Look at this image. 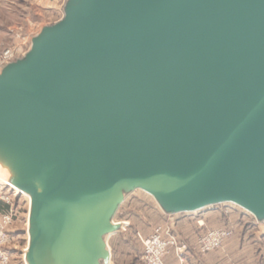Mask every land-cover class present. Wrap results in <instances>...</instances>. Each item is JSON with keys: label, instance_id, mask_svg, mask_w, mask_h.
<instances>
[{"label": "water", "instance_id": "1", "mask_svg": "<svg viewBox=\"0 0 264 264\" xmlns=\"http://www.w3.org/2000/svg\"><path fill=\"white\" fill-rule=\"evenodd\" d=\"M0 144L32 198L30 264L58 221L108 261L123 186L264 221V0H69L1 70Z\"/></svg>", "mask_w": 264, "mask_h": 264}, {"label": "rangeland", "instance_id": "2", "mask_svg": "<svg viewBox=\"0 0 264 264\" xmlns=\"http://www.w3.org/2000/svg\"><path fill=\"white\" fill-rule=\"evenodd\" d=\"M68 1L0 0V51L14 48L25 55L34 37L63 18ZM15 162L0 144V179L18 187L21 174ZM121 193V204L109 216V225L105 222V233L99 235L103 253L109 251L113 263L147 264L144 243L159 235L162 241L175 242L165 250L161 258L164 264H263L264 221L242 208L225 203L197 212L167 213L142 189L123 186ZM62 225L61 221L53 222L44 229L32 253L35 264L88 262L94 252L92 245L71 242L69 231ZM26 230L34 236L32 206L23 195L0 184V264H30ZM213 232L224 233L227 238L221 246L207 251L201 241ZM125 254H131L132 262L124 258ZM103 261L98 258L94 264Z\"/></svg>", "mask_w": 264, "mask_h": 264}, {"label": "built area", "instance_id": "3", "mask_svg": "<svg viewBox=\"0 0 264 264\" xmlns=\"http://www.w3.org/2000/svg\"><path fill=\"white\" fill-rule=\"evenodd\" d=\"M24 56V53L20 50L14 48H4L0 51V70H2L5 66L16 62L17 60L22 59ZM226 238L227 235H225L224 233L213 232L209 234L208 237H205V239L201 241V243L204 244V248H206L207 251H210L213 248L221 246ZM173 244H175V242L173 241H162L159 235L153 237L150 242H145V263L164 264L161 258L165 254V250L168 248V246H171Z\"/></svg>", "mask_w": 264, "mask_h": 264}, {"label": "bare ground", "instance_id": "4", "mask_svg": "<svg viewBox=\"0 0 264 264\" xmlns=\"http://www.w3.org/2000/svg\"><path fill=\"white\" fill-rule=\"evenodd\" d=\"M0 73H1V70H0ZM0 184L1 185H8V188H10L12 191H15V193H20L21 195H23L25 198H26V201H27V203H28V205L29 206H31V204H32V198H31V196L29 195V194H27V193H25V192H23V191H20L17 187H15V186H13V185H11V184H7L6 182H5V180H2V179H0ZM231 204V203H230ZM232 205H234V204H232ZM248 214H250L248 211H246ZM251 215V214H250ZM123 225H124V223H122ZM121 224V225H122ZM115 225H118L117 223H115ZM26 235L28 236V240H27V251H26V253L29 251V249H30V245H31V240H32V237H31V235H30V233H29V231H27L26 230ZM26 250V249H25ZM108 253H109V257H110V252L108 251ZM24 255H26V254H24ZM108 264H110V260L108 261Z\"/></svg>", "mask_w": 264, "mask_h": 264}, {"label": "crops", "instance_id": "5", "mask_svg": "<svg viewBox=\"0 0 264 264\" xmlns=\"http://www.w3.org/2000/svg\"><path fill=\"white\" fill-rule=\"evenodd\" d=\"M122 224V223H121ZM125 224V223H124ZM126 225V224H125ZM113 234V233H112ZM111 234V235H112ZM110 235V236H111ZM123 240H124V238H123ZM233 242V241H232ZM264 242V241H263ZM122 243V242H121ZM131 254H125V256H127V257H124L125 259H127L128 261H131L132 262V259H131V256H130ZM260 256H261V258L262 259H260L262 262H263V264H264V254H260ZM110 260V264H118V262L116 263H113L112 262V256H111V254H110V257L108 258V261ZM108 261H103V264H108ZM128 264H134V263H128Z\"/></svg>", "mask_w": 264, "mask_h": 264}]
</instances>
